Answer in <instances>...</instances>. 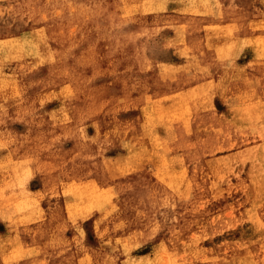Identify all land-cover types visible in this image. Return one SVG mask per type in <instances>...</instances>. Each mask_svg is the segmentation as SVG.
<instances>
[{"label":"rangeland","instance_id":"1","mask_svg":"<svg viewBox=\"0 0 264 264\" xmlns=\"http://www.w3.org/2000/svg\"><path fill=\"white\" fill-rule=\"evenodd\" d=\"M0 264H264V0H0Z\"/></svg>","mask_w":264,"mask_h":264}]
</instances>
